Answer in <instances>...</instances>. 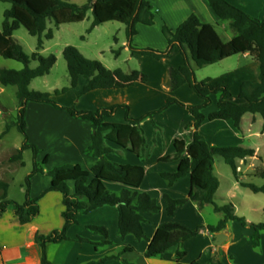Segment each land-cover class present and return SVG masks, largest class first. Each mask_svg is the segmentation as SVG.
Wrapping results in <instances>:
<instances>
[{"label": "trees", "instance_id": "obj_1", "mask_svg": "<svg viewBox=\"0 0 264 264\" xmlns=\"http://www.w3.org/2000/svg\"><path fill=\"white\" fill-rule=\"evenodd\" d=\"M0 2L12 5L4 13V21L2 29H0V57L24 65L21 70L0 69V84L3 87L17 88L16 96L19 108L17 120L13 126L24 137L18 157L21 159L22 152L26 150H31L34 155L33 170L25 180L26 199L24 203L10 200L8 198L9 184L0 181V189L4 191L0 198V219L7 211L12 210L19 222L26 225L40 215V198H32L31 180L37 174L46 173L45 166L48 164V156L42 164L38 163L37 156L41 151L29 140L27 107L30 102L49 104L57 110L69 113L75 119L89 121L93 127L92 144L86 150V154L97 158L98 162L91 172L77 164H64L47 173L52 178V182L46 193L59 192L62 194L65 224L62 229H56L48 235L38 233L35 236V242L41 247V264H52L47 257V245L69 240V231L79 224L81 212L89 214L106 206L117 207L119 233L123 238L134 235L140 242L147 240L143 227L145 223L143 214H157L161 211V206L157 199L146 193L141 194L127 188L120 195H116L107 189L105 181L121 183L129 188L137 189L145 178L143 166L120 165L110 161L107 155L113 150L107 145V142L115 143L136 154L141 160H145L148 146L141 124L148 119L153 121L156 115L162 114L174 105L188 110L196 122L193 140L188 144L183 140H176L174 142L175 156L160 158V162L180 161L177 172L161 174V177L170 186L186 176L191 177V190L187 198L173 199L165 195L168 216L174 217L178 208L189 201L196 203L200 210H203L207 205H212L216 213L224 215V219L216 226H208L207 229L210 233L215 235L225 230L230 222H239L242 226H250L253 229L251 236L253 247L259 249L262 246L264 223L248 224L245 218L236 214L235 206L232 203L219 206L215 202V195L220 187V181L214 172L215 158L222 157L239 181L237 160L253 157L255 152L242 147H210L200 134L199 129L207 119L210 121L231 120L238 129L241 127L243 116L247 113L260 114L264 119V19L249 15L227 0H206L207 5L220 21L230 22V27L236 32V36L226 42L212 24L203 23L197 15L192 14L176 31L167 25L163 26L162 32L167 39L168 46L166 50L161 51L134 44V38L138 35V24L145 26L155 24L154 7L148 0H89L83 5L66 0H0ZM89 11H92L94 15V21L88 30L89 33L97 26L109 22L125 24L128 34L127 46L133 55L139 54L162 60L171 58L174 50L178 48L184 58V65L170 70L171 90L176 91L188 84L202 99V103L189 106L170 97L161 108L139 118H132L129 105L124 104L98 110H80L76 106H63L53 97L66 94L76 88L81 78L87 80L83 94L99 89H125L137 82L147 83L149 80L147 74L137 70L131 73L122 69L109 70L100 61L86 58L74 46H67L63 51V57L68 66L70 86L56 90L54 94L31 90V82L50 74L57 63V57L54 54L45 57L40 53L44 49V39L54 38L53 31L48 29L49 22H53L55 27L81 23L87 18ZM21 27H24L30 35L38 37L37 51L31 56L14 39V33ZM120 52V50H115V56L118 57ZM241 54H249L259 62L260 81L258 83L245 81L241 85L239 98L244 99L245 103L238 104L233 101L231 83H214L210 79L203 81L197 79L192 61L198 67H204ZM33 62H37L38 66L31 67ZM212 95L218 96V110L207 117L204 110L212 105ZM121 111L126 113L125 124L105 121L106 117H113ZM10 128L11 126H8L4 134ZM185 154L186 157L183 158ZM91 173L94 176L92 180H90ZM262 177L264 178V174ZM70 182H74V193L71 192ZM241 184L255 193H264V185ZM88 229L104 237V240L97 245H112L106 227L91 225ZM202 229L199 227L192 230L177 222L162 224L156 230L154 237L149 240L145 257L148 259L161 258L168 250L176 247V264H184L182 260L188 254L184 249L185 243L198 236ZM78 240L82 243H92L83 237H79ZM134 251L133 247H126L118 254L106 255L97 261L86 264H105L110 261L136 264L122 258L124 254ZM191 264L201 263L194 261ZM209 264H223L218 253Z\"/></svg>", "mask_w": 264, "mask_h": 264}, {"label": "crops", "instance_id": "obj_2", "mask_svg": "<svg viewBox=\"0 0 264 264\" xmlns=\"http://www.w3.org/2000/svg\"><path fill=\"white\" fill-rule=\"evenodd\" d=\"M227 1L253 17L264 19V0ZM192 14L197 15L203 23L212 24L218 31L215 24L219 25L220 20L211 11L206 0H173L169 15L165 18V25L173 31H176L177 28ZM226 22L229 25L223 26L222 33H226L229 28L232 29L230 27V22ZM142 26L145 25H137L139 34L134 38V43L137 42V39L140 36ZM235 36L236 34L230 36L229 41ZM116 41V45H119V40L117 39ZM127 45L128 43L124 41L122 44L123 50L120 52V55L116 57L114 68L110 69H112V71L121 69V65L123 64H120L119 60L122 58V54H128L124 56V59L122 60V63H127L129 65V68L125 70V72L131 73L135 70L143 72L149 77L147 83L137 82L133 86L125 89H99L83 94V89L87 84V80L81 78L79 85L76 88L71 89L66 94L59 96L55 95L54 98L63 106H76L80 110H98L118 104L129 105L130 116L132 118H139L148 112L161 108L170 97H174L189 106L202 103V99L188 84L182 86L176 91L171 90L170 70L184 65V58L178 48L174 50L171 58L156 60L152 57L139 54L133 55ZM146 47L151 48L154 46ZM82 54L84 56L86 55L84 52H82ZM237 56L243 59V62L239 63L237 68L230 69L225 73H216L217 75L215 76L201 77V81L210 79L214 83H231L233 101L238 104H243L246 101L239 98L241 85L245 81H251L253 83H258L260 81L258 70L259 62L255 61L249 54H241ZM88 57V59H93L91 56ZM229 59L230 58L225 59L217 64H223ZM132 63L136 64L133 68L130 66ZM192 65L197 74L198 70L213 66L208 65L198 67L193 61ZM160 67L165 69L162 78H159L154 70L155 68L157 69ZM196 68L198 69L197 71ZM235 74L249 75L248 77L250 78H240V80L234 82L232 77ZM68 86H70V84ZM61 89L63 88L53 90L52 94H54L56 90ZM70 97L71 99H69ZM33 108L43 110V112L47 113L53 112L59 120H62V123H39L40 121L32 123L30 112ZM217 110L218 96L212 95V105L205 109L204 113L208 117L212 112ZM105 121L107 123L125 124L126 113L124 111L118 112L113 117H106ZM27 122L29 140L31 143L37 145L41 151L37 156L38 163L42 164L46 156H48V164L45 166L46 173L37 174L31 180L32 198H40V215L33 222L26 225H22L19 222L12 210L7 211V213L0 219V264H41V247L35 242V236L38 233L48 235L56 229H62L65 224V219L63 218L65 207L63 205L62 194L59 192L46 193L52 182V178L47 173L55 167L64 164H77L84 170L91 172L94 165L98 162L97 158L86 154V150L92 144L93 135V127L89 121L75 119L69 113L57 110L49 104L30 102L27 107ZM195 122V118L188 110L180 108L177 105L172 106L162 114L156 115L153 118V121L150 119L145 120L141 124L148 146L145 160H141L136 154L131 153L129 150L122 148L115 143L107 142V145L113 150L107 155V158L110 161L120 165H138L145 168V178L139 188H129L121 183L105 181L107 189L116 195H120L121 192L127 188L141 194L146 193L157 199L161 206V211L157 214H143V217L145 218L143 227L147 240L140 242L134 235H128L126 238H123L119 233V211L117 207L106 206L92 211L89 214L81 212L79 215V224L72 227L69 231V240H65L59 244L47 245L46 250L48 260L52 264H86L91 261H97L106 255L120 253L126 247H133L135 251L124 254L122 256L123 259L136 264H150V261L154 259L163 262L167 255L173 257L176 256L177 248H171L161 258L148 259L145 257V253L149 246V240L154 237L155 232L160 225L177 222L190 227L193 230L199 227L203 228L200 234L194 237L193 240L200 238L201 236L208 240L209 244L203 248V251H208V249L211 250L209 260L208 262L201 264H209L211 259L216 255V247L214 245L216 234L213 235L210 233L207 227L218 225L224 217L223 219L217 217L219 221L216 225L208 224L207 220L202 215V212L205 211V208L208 205L203 210H200L197 204L193 201H189L184 206L179 207L175 216L169 217L166 211L167 202L165 195H168L173 199L187 198L191 190V177L186 176L177 181L173 186H170L167 181L161 177L162 173L177 172L180 165L179 160L160 162V158L175 156L176 151L174 148V142L176 140H183L187 144L193 140ZM263 126L264 119L260 114L247 113L243 116L240 129L235 127L231 120L210 121L208 119L199 129L200 134L204 137L210 147H242L245 149H251L255 152L253 157L237 160L240 180H236L235 184L228 190V199H234V192L238 190L239 185L242 188H246L243 187L241 183H248L246 182L247 178L262 176V174H264ZM184 157H186V154L183 155V158ZM259 171L260 174L258 173ZM214 172L220 181V187L215 195L216 200L222 187L220 176L216 171V162L214 165ZM93 177L94 176L91 173L90 180H92ZM69 185L71 192L74 193V182H70ZM216 204L219 206L225 205L218 204L217 202ZM43 205H47L51 209L48 217H45V214L43 213ZM188 212L194 213V220L190 216H187ZM193 221H195L194 226L190 224ZM91 225L106 227L109 231V240L112 242V245H97L104 240V237L90 231L88 227ZM229 227L230 224H228L226 228L228 230V241H230L231 238ZM249 231L250 236H252L253 229L250 228ZM79 237L89 239L92 243H82L78 240ZM189 241H187V243ZM228 245L229 242L225 246L228 248ZM223 247H221V249ZM188 252L189 251L187 250V253ZM135 254L139 256L138 260H135ZM232 257L235 259L233 255ZM184 259L182 260V263H184ZM196 261L200 263L199 259ZM113 263L120 264L121 262L110 261L105 264Z\"/></svg>", "mask_w": 264, "mask_h": 264}, {"label": "rangeland", "instance_id": "obj_3", "mask_svg": "<svg viewBox=\"0 0 264 264\" xmlns=\"http://www.w3.org/2000/svg\"><path fill=\"white\" fill-rule=\"evenodd\" d=\"M66 1L83 5L89 0ZM148 1H150L154 7L155 24L150 27L142 26L140 36L134 44L139 47L154 46L151 48L164 51L167 49L168 42L163 35L162 28L166 22L165 18L168 17L171 6L173 5V0ZM11 7L12 5L9 3L0 2V29H2L4 13ZM93 21V12L89 11L87 18L81 23L65 24L60 27H55L53 22H49L48 29L53 31L54 38L51 40L44 39V50H41L40 53L45 57L54 54L57 57V63L51 70L50 74L37 78L32 82L30 87L31 90L52 93L53 90L64 88L70 84L67 62L63 57V50L66 46H74L79 50L81 49L82 52L86 54L85 56L87 58H89L88 56H91V58H93L92 60L100 61L106 68H114V63H116L114 51H122L123 42L126 41L128 43L127 26L119 22H109L97 26L91 34L88 30L91 28ZM228 25L229 24L225 21H219V25L215 24L222 39L226 42L229 41L230 36L236 34V32L230 28L226 33H222L223 26ZM14 39L23 46L25 52L29 56L37 51L38 37L30 35L24 27H21L14 33ZM117 39L119 40V45H116ZM126 55L128 54H122V58L119 60L120 64H123L121 65L123 71L129 68L127 63H122V60L124 59L123 57ZM242 62L243 59L241 57L233 56L223 64H214L213 66L203 68L202 70L196 68V71L198 70V74L195 72L196 77L201 81V77L215 76L217 75L216 73L220 72L225 73L230 69L237 68V65ZM36 66H38L37 62L31 64V67L33 68ZM130 66L133 68L136 64L132 63ZM2 68L21 70L24 68V65L17 61L7 60L0 57V69ZM154 70L159 78L163 77L165 72L163 67L155 68ZM245 74H235L232 79L234 82H237L240 78L249 79V75ZM16 92V87H3L0 84V103H2L7 109L6 111L0 110V181L8 183L10 186L8 198L22 204L26 199L25 180L34 167V155L31 150H26L22 152L21 159L18 157L24 142V137L18 129L13 126V123L17 120L19 108V101ZM69 99H71V97ZM54 100L57 101L55 98ZM30 119L32 123H36L37 121H40L39 123H62V120H59L53 112L47 113L35 108L30 112ZM8 126H11V128L6 134H4ZM215 162L216 171L220 176L222 184L221 192L215 201L221 205L232 203L235 206L236 214L239 217L245 218L248 224L264 223V193H255L250 189L242 188L239 185L238 190L234 192V199H228L227 192L231 186L235 184L237 178L231 167L225 163L222 157H216ZM258 173L260 174V171ZM246 182L261 186L264 184V178L262 176H253L247 178ZM3 193L4 191L0 189V198ZM50 211L51 209L47 205H43V213L45 214V217H48ZM202 215L210 225L218 224L219 219L217 217H220V219H223L224 217L223 214L216 213L214 207L211 205H208L205 208ZM187 216H190L194 220L193 212H188ZM190 224L194 226L195 221ZM229 224L231 232L230 241L226 240L223 243L222 247H224L219 253L216 251V253L219 254L220 260L224 264H264V242L262 241L263 246L259 249L253 247L249 231L251 227L242 226L239 222H231ZM190 240L191 241L188 243L186 242L187 244L185 243L186 248L184 245V249L189 251L184 259V263L191 264L198 259L200 260V263L208 262L211 250L208 249V251H203V248L209 244L208 240L203 236L194 240L192 238ZM228 242L229 245L227 248L225 245H227ZM134 258L135 260H138L139 256L135 254ZM150 264H176V256L173 257L167 255L163 262L154 259L150 261Z\"/></svg>", "mask_w": 264, "mask_h": 264}, {"label": "water", "instance_id": "obj_4", "mask_svg": "<svg viewBox=\"0 0 264 264\" xmlns=\"http://www.w3.org/2000/svg\"><path fill=\"white\" fill-rule=\"evenodd\" d=\"M0 110H2V111H6V110H7V109L2 105V103H0ZM227 232H228V230L225 229V230H223L222 232L217 233V234L215 235V238H216V239H215V241H214V245H215V247H216V251H217L218 253L220 252L223 243H224V242L227 240V238H228Z\"/></svg>", "mask_w": 264, "mask_h": 264}]
</instances>
